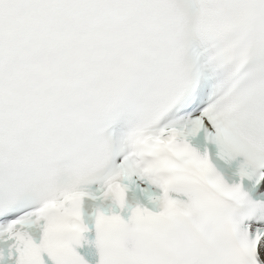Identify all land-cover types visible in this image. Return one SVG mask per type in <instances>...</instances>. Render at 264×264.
<instances>
[{"label": "snow or ice", "instance_id": "1", "mask_svg": "<svg viewBox=\"0 0 264 264\" xmlns=\"http://www.w3.org/2000/svg\"><path fill=\"white\" fill-rule=\"evenodd\" d=\"M0 264H264V0H0Z\"/></svg>", "mask_w": 264, "mask_h": 264}]
</instances>
